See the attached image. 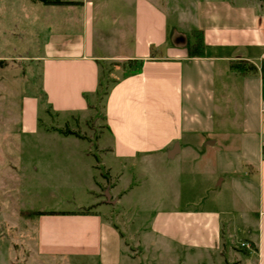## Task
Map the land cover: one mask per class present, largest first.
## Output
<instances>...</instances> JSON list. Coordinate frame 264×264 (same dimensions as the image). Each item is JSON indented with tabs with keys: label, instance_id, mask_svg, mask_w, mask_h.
<instances>
[{
	"label": "crops",
	"instance_id": "1",
	"mask_svg": "<svg viewBox=\"0 0 264 264\" xmlns=\"http://www.w3.org/2000/svg\"><path fill=\"white\" fill-rule=\"evenodd\" d=\"M127 1L134 11L130 47L126 48V34L118 35L125 53L110 46L107 54L104 43L95 44L92 1L70 5L77 9L79 28L50 31L31 58L40 65L48 102L68 110L88 108L84 93L98 95L101 63L107 62L110 85L104 110L112 142L104 148L118 159L163 154L169 160L187 150L201 155L210 148L216 150L217 172L230 176L240 204L254 222L242 241L251 248L241 247L242 254L225 252L222 257L231 264H264V10L220 1L197 13L188 30L174 29L170 34L166 16L154 0ZM237 14L243 17L240 25L235 21ZM193 30L202 32L199 57H188L186 42L174 41L177 33ZM237 60L253 64L256 72L238 73L230 66ZM239 88L241 128L232 134L239 137L238 144L233 146L232 140L217 147L215 136L226 133L215 124V117L223 115L225 101L236 98ZM89 171L88 181L81 185L90 197L86 205L36 216L37 256L92 254L99 264H119L121 237L94 206L100 202L99 189L110 194L102 201L105 205L116 204L123 191L111 195L113 184L105 178V186ZM220 223V212L175 208L159 212L153 224L178 244L224 252L228 242Z\"/></svg>",
	"mask_w": 264,
	"mask_h": 264
},
{
	"label": "rangeland",
	"instance_id": "2",
	"mask_svg": "<svg viewBox=\"0 0 264 264\" xmlns=\"http://www.w3.org/2000/svg\"><path fill=\"white\" fill-rule=\"evenodd\" d=\"M90 1L95 44L104 43L107 54L110 46L115 52L125 53L118 35L124 32L126 48L130 47L133 4L127 0ZM154 1L164 12L171 34L174 29L192 27V20L205 7L227 0ZM229 1L264 10V0ZM76 12L70 5L0 0V59L6 60L0 63V264H99L92 254L60 257L35 253V213L86 205L90 197L81 185L88 181L90 168L105 186V178L113 184L111 195L123 191L116 204L105 205V194L99 189L100 202L94 206L121 237L119 264H231L224 261L223 253L242 254L240 243L248 237L254 222L240 204L230 176L217 172L216 150L210 148L203 155L187 150L175 160L163 154L115 158L104 148L112 142L105 122L106 96H101L110 85L107 62L101 63L100 96L84 93L88 108L68 110L48 102L40 65L31 58L39 53L50 31L74 32L79 28ZM242 19V14L235 15L237 24ZM237 93L232 101H225L223 115L215 117V124L226 133L215 136L217 147L232 140L233 146L238 144L239 137L232 134L241 128L243 100L240 88ZM175 208L220 212L227 249L222 252L178 244L154 227L159 212Z\"/></svg>",
	"mask_w": 264,
	"mask_h": 264
},
{
	"label": "trees",
	"instance_id": "3",
	"mask_svg": "<svg viewBox=\"0 0 264 264\" xmlns=\"http://www.w3.org/2000/svg\"><path fill=\"white\" fill-rule=\"evenodd\" d=\"M38 1L44 5H71V4H79V1H70V0H35ZM175 43H182L186 42V53L188 57H199L203 54V41H202V32L201 30H193L192 32L186 34V36H176L174 38ZM3 60H0V63H2ZM231 68L237 71L240 74H246L249 72H256V67L245 61V60H237L232 61L230 64ZM108 80V79H107ZM108 90V87L106 89L102 90L101 96L105 95ZM101 91V80L99 83V88L97 89V94L99 95V92ZM100 96V95H99ZM64 134H74L76 136H79L75 132L71 131H62ZM264 154V149H263ZM87 208L86 211H88ZM85 210L81 211L84 213ZM56 213H64V212H55V211H39L35 214L41 215V214H56ZM34 214V213H33ZM27 215V213H25Z\"/></svg>",
	"mask_w": 264,
	"mask_h": 264
},
{
	"label": "built area",
	"instance_id": "4",
	"mask_svg": "<svg viewBox=\"0 0 264 264\" xmlns=\"http://www.w3.org/2000/svg\"><path fill=\"white\" fill-rule=\"evenodd\" d=\"M240 247L250 249L251 245L248 242H241Z\"/></svg>",
	"mask_w": 264,
	"mask_h": 264
},
{
	"label": "water",
	"instance_id": "5",
	"mask_svg": "<svg viewBox=\"0 0 264 264\" xmlns=\"http://www.w3.org/2000/svg\"><path fill=\"white\" fill-rule=\"evenodd\" d=\"M105 197H106V199L108 200L109 197H110V194H109L108 192H106V193H105Z\"/></svg>",
	"mask_w": 264,
	"mask_h": 264
}]
</instances>
